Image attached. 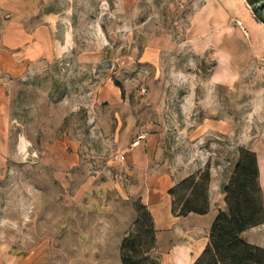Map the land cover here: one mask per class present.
<instances>
[{"label": "rangeland", "instance_id": "374dc122", "mask_svg": "<svg viewBox=\"0 0 264 264\" xmlns=\"http://www.w3.org/2000/svg\"><path fill=\"white\" fill-rule=\"evenodd\" d=\"M225 1L0 0V37L30 19L31 27L50 25L59 42L52 57L22 64L1 88L0 264H121L137 200L136 176L121 161L138 133H147L140 146L154 143L159 122L183 124L181 137L197 145L213 139L194 136L200 112L224 125L231 114L236 136L219 140L215 177L226 169L229 177L233 145H246L258 150L264 182V52L240 16L248 10L258 21L242 2L247 10L231 15L227 29L208 40L203 33L208 12ZM223 57L236 69L227 79L214 72ZM165 136L157 137L162 148ZM244 240L264 248V223Z\"/></svg>", "mask_w": 264, "mask_h": 264}, {"label": "crops", "instance_id": "0c3cea01", "mask_svg": "<svg viewBox=\"0 0 264 264\" xmlns=\"http://www.w3.org/2000/svg\"><path fill=\"white\" fill-rule=\"evenodd\" d=\"M242 2L246 3V0H235L232 6V0H226L225 4L222 3L219 6L216 4L212 7L211 11L208 12L209 20H207L205 27H203V33L208 34L206 40L211 39L217 31L222 30L228 24L227 22L231 15L244 12L246 8L243 7ZM236 9L238 10L237 13ZM244 14L246 17L239 16L243 20L245 27H249L250 42L257 43L262 53L264 52V27L254 20L248 10ZM29 20L27 19V22H21L20 24L12 23L0 37V139L7 109L6 99L2 95L1 89L4 86V77L14 79L19 73L28 68L22 67V64L25 65L37 60L48 59L53 56V50L59 48V42L54 37V29L50 25L46 23L31 27L28 24ZM231 44L233 45V43ZM219 61L221 65L225 64V67L221 71L220 67H214V72L217 69L216 73H222L220 75L223 78L227 79L229 76L228 71H236L235 67H231L234 62L231 61V64L229 63L230 60H225L224 57L222 60L219 58ZM219 81H221L220 78ZM235 81L234 74V78H231L228 83ZM155 105L157 106L156 110H158L159 100L155 102ZM156 115L160 119L161 115L159 111L156 112ZM176 115L181 116L183 113H176ZM184 116L188 117V113ZM198 118L202 122L197 124V131L194 136L200 137L211 134L210 136L213 138L211 142L204 143V141L194 145L192 143L195 139L192 138L191 134L190 136H187V134L183 135L184 137L187 136L186 139L181 137V134H185V132L183 133L185 129L183 124L179 123L178 127L176 124H168L169 128L165 129L166 127L164 128V125L159 122L156 133L151 135V138L152 136L155 137L154 143L150 139L148 143L130 149V151L124 153V159L121 161L125 164L122 165L125 168V172L131 177L132 175L136 176L134 177L137 181H132L136 184L133 191L137 192L136 198L140 199L147 206L153 219L156 231L155 252L160 259V264H192L207 242L209 230L203 224L211 222V220L205 218L212 217L213 211L217 213L219 209H223L224 207L222 186L228 180L229 170L226 169L222 174L219 172L220 176L215 177L212 159L216 158V148L221 146L220 139L225 144H230L231 138H235L236 123L231 118V114L228 115L226 120L229 122L233 120L234 127L229 122L226 125L222 124L220 118L205 117V114L202 112H200ZM166 133L170 136V139L168 137V144L162 148L159 145V141H157V137L161 135L165 136ZM180 146L181 152L179 151ZM242 146L249 148L246 145ZM237 147L236 144L232 147V150L234 149L232 151L233 158L234 156L236 157ZM228 151L230 152V149ZM253 151H255L257 156L260 185L264 193V182H262L263 170L258 150L253 148ZM178 152H180L179 156ZM214 161L219 163L220 159H215ZM121 162H118V164ZM184 164H186V168L181 167ZM206 164L211 166V179L208 189V213L205 215L189 214L185 217L173 216L168 189L181 178L203 168ZM119 166L122 167L121 165Z\"/></svg>", "mask_w": 264, "mask_h": 264}, {"label": "trees", "instance_id": "16d2710c", "mask_svg": "<svg viewBox=\"0 0 264 264\" xmlns=\"http://www.w3.org/2000/svg\"><path fill=\"white\" fill-rule=\"evenodd\" d=\"M246 0L255 19L264 24V0ZM210 165L180 179L168 194L175 217L209 211ZM224 208L210 226L207 242L192 264H264V248L244 240V233L264 223V196L256 153L239 146L228 180L222 186ZM134 218L119 245L121 264H159L155 227L147 206L132 203ZM155 253V257L152 255ZM157 255V256H156Z\"/></svg>", "mask_w": 264, "mask_h": 264}, {"label": "built area", "instance_id": "2783aa9c", "mask_svg": "<svg viewBox=\"0 0 264 264\" xmlns=\"http://www.w3.org/2000/svg\"><path fill=\"white\" fill-rule=\"evenodd\" d=\"M237 24L241 26L240 21H238ZM146 136H147L146 132L138 133L137 136L132 139V141L130 143L131 147L135 148V147L139 146L140 143L143 142V140L146 138ZM121 159H123V158H121Z\"/></svg>", "mask_w": 264, "mask_h": 264}]
</instances>
